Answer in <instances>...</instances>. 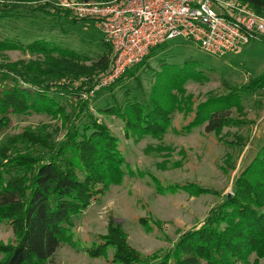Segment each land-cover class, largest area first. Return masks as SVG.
I'll use <instances>...</instances> for the list:
<instances>
[{
  "label": "trees",
  "instance_id": "1",
  "mask_svg": "<svg viewBox=\"0 0 264 264\" xmlns=\"http://www.w3.org/2000/svg\"><path fill=\"white\" fill-rule=\"evenodd\" d=\"M238 1L264 16V0ZM39 13L70 16L76 25L86 22L95 26L93 19L78 18L50 3L0 0V49L18 48L37 55L35 60L9 65L0 74V224L5 223L13 233L7 241L0 240V264H48L62 243L74 245V217L100 201L112 185L124 181L127 161L120 139L93 112L92 103L97 111L120 118L127 136L137 140L148 136L163 139L170 132L189 134L202 126L206 133L219 135L224 127L240 123L232 113L244 109L245 95L264 89L263 72L195 105L192 95H185L186 84L208 79V69L199 68L194 59L182 64L168 62L166 42L153 47L141 63L121 77L137 79V85H127L123 100L117 99L114 85L102 91H110L115 101H100L98 96L82 98L95 87V78L87 83L82 76L111 68V45L104 39L107 51L92 60L88 54L46 37L24 42L4 32L9 21L33 23ZM151 55L157 58L160 69L152 72L154 80L147 91L136 71L152 69L148 63ZM31 113L61 119L63 136L58 139L53 131L29 128L4 136L14 116ZM177 113L185 117L180 128L174 123ZM241 145H246L243 138L238 143ZM155 183L162 194L211 192L192 181ZM142 223L146 230H152L146 219ZM87 253L120 264H262L264 145L235 176L232 194L214 205L200 226L182 234L166 252L138 251L131 245L124 223L111 215L107 231L97 235Z\"/></svg>",
  "mask_w": 264,
  "mask_h": 264
},
{
  "label": "rangeland",
  "instance_id": "2",
  "mask_svg": "<svg viewBox=\"0 0 264 264\" xmlns=\"http://www.w3.org/2000/svg\"><path fill=\"white\" fill-rule=\"evenodd\" d=\"M63 1L38 0V3H50L57 9L71 11L64 5L65 1L82 2ZM104 1L110 0L92 2ZM56 15L39 13L33 23L9 21L4 32L11 36L17 35L24 42L35 37H46L88 54L92 60L98 59L100 54L107 51L103 45L104 34L96 26L86 22L76 25L71 22L70 16ZM167 46L170 54L167 59L170 63L182 64L186 59H194L198 61L199 68H212L206 72L208 79L190 80L186 84L185 95H192L195 105L210 95L227 93L230 87L241 86L264 72V42L258 39L243 45L239 53H229L223 57L204 51L194 41L180 38L169 40ZM36 57L37 55L18 48L0 49V74L9 65L26 63ZM148 63L151 64V72L144 71L143 67L136 74L146 90L150 91L154 80L152 72L160 67L155 55L150 56ZM109 70H95L82 76V80L87 83L95 78L93 92L86 93L82 98L98 96L97 100L100 101H115L110 91H102L114 85L117 99L123 100L127 85H137V79L131 75L120 80L122 75L114 82L100 85V77L103 78ZM98 92L103 94L98 95ZM91 106L98 118L106 122L119 137L120 148L127 161L126 176L122 183L112 185L100 201L92 204L79 217H74V245L62 243L48 264H120L104 258H92L87 253V246L98 234L107 231L111 215L124 223L129 241L138 251L143 254L166 252L182 234L200 226L214 205L226 195L232 194L235 176L264 145V89L245 95L244 109L232 113L240 123L224 127L219 135L206 133L202 126L189 134L170 132L163 139L148 136L137 140L127 136L125 123L120 118L97 111L94 103ZM184 119L182 113L176 114L174 123L177 128L184 123ZM28 128L53 131L58 139L64 134L61 119L31 113L14 116L4 136ZM242 138L246 145L238 146ZM224 141L234 145H227ZM228 153L232 155L230 158ZM232 163L235 165L234 169L231 167ZM156 180L163 184L192 181L211 189V192L201 195H191L184 191L162 194L156 188ZM144 219L152 227L151 231L146 230L142 223ZM12 237L11 229L1 223L0 240L7 241ZM261 263L264 264V259Z\"/></svg>",
  "mask_w": 264,
  "mask_h": 264
},
{
  "label": "built area",
  "instance_id": "3",
  "mask_svg": "<svg viewBox=\"0 0 264 264\" xmlns=\"http://www.w3.org/2000/svg\"><path fill=\"white\" fill-rule=\"evenodd\" d=\"M64 5L78 18L93 19L113 49L111 68L100 77V85L114 82L153 47L169 40L194 41L223 57L239 53L254 39H264V16L238 0L65 1Z\"/></svg>",
  "mask_w": 264,
  "mask_h": 264
}]
</instances>
